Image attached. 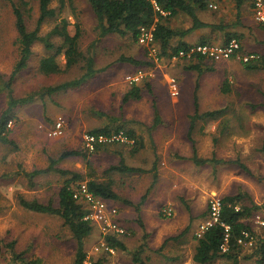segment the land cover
<instances>
[{"label":"rangeland","instance_id":"1","mask_svg":"<svg viewBox=\"0 0 264 264\" xmlns=\"http://www.w3.org/2000/svg\"><path fill=\"white\" fill-rule=\"evenodd\" d=\"M62 1L64 0H53L51 8L60 13ZM66 5L57 19H50L42 25L41 35H50L63 18L71 23V34L75 30L73 24L79 23L82 30L80 49L87 54L92 48L95 68L100 72L80 87L49 97H34L32 102L15 111L16 121L9 125L8 137L14 144L0 143V186L5 185L6 188V195L3 193L4 189H0V208L4 210L0 213V264L74 263L77 244L59 217L36 218L17 208V199L21 194L26 198L37 197L43 201L56 200L64 180L70 177H62L57 173L40 175L34 179L36 187L32 188L23 172L44 169L51 158L58 160L65 151L86 150L84 136L105 127L133 130L143 142L144 148L134 151L133 144H118L89 153V165L82 157L67 158L57 165L63 170L81 174L83 179L77 183L91 180L110 182L120 197L111 203L117 207L119 222L126 229L122 240L127 251L117 250L107 258L102 253L94 254L93 248L100 234V229L95 228L85 240L91 262L94 260L97 264L100 260V264H134L132 254L145 242L140 257L147 264H178L180 260L187 264L196 245L193 238L200 234L202 226L208 221L202 217L208 213L210 200L222 198L232 191H241V186L237 188V182H243L251 189L256 201L264 204L263 181L237 176L234 169L213 163L196 166L191 160L193 150L187 139V132L190 117L195 110V94L201 114L212 107L225 104L232 103L236 106L239 103L241 106V102L229 96L224 99L219 90L221 71L207 73L206 70L198 77L196 71L188 69L191 66L188 63L190 60L184 62L161 57L159 46L155 42L152 45L156 49L155 56L150 55L148 44L139 40L135 42L128 37L109 35L97 42L99 35L96 19L88 2L66 0ZM227 5L231 8L230 4ZM38 18V2L33 1V11L27 17L29 30L36 27ZM189 21H183L184 27L190 26ZM178 22L179 20L169 19L170 26L175 27ZM17 39L11 5L0 0V75L3 78L0 81V116L7 102L2 84L10 76L19 58ZM50 41L55 47L62 43L56 36L50 37ZM54 53L55 50L48 51L41 42L34 44L28 68L19 74L12 86L14 97L21 98L42 92L47 87L76 79L83 74V64L58 75L41 74L38 69L40 60ZM122 56L152 61L154 66L135 67L121 62ZM59 60L64 69V57L61 56ZM138 71L144 74L143 81L136 86L142 90L141 99L124 103V96L135 87L129 83V78L134 77V73L137 75ZM171 78L178 82L180 94L177 98L170 94L168 82ZM147 86H150V91ZM154 105L159 115L158 123H155ZM246 111L248 110L242 109L239 114ZM246 113L241 118L249 125L247 133L238 127L235 132L222 133L219 131L220 127L215 130V124L207 125L205 120H198L192 133L197 156L203 159L215 156L220 159L249 154L253 160L250 166L264 173V112ZM228 117L232 119L231 114ZM234 117L238 118L237 113ZM59 119L64 122L62 134L53 135ZM255 152L261 154L255 157ZM258 159L262 160L260 166H257ZM121 161L128 166L148 171L156 164L158 181L141 206L144 230L137 223L134 205L141 202L153 182L154 173L149 171L131 175L108 172L110 167ZM9 187L13 189L9 190ZM124 201L134 205H126ZM54 203L57 204V200ZM187 207L194 219L189 231L178 241H168L162 248L168 238L181 234L188 226L191 215ZM165 208L172 210V217L164 215ZM261 216L258 213L253 218L257 231L262 227L257 223ZM34 237L38 238L36 251L40 260H29V257L21 256L23 261L7 262V255L3 253V248L9 246L6 245L7 242L17 239L25 245ZM40 240L43 246H40ZM45 242H51V252L45 251ZM250 246L245 245L244 253L248 252ZM166 257L177 258V261L170 262ZM213 264L229 263L219 260ZM241 264L251 263L242 260Z\"/></svg>","mask_w":264,"mask_h":264},{"label":"trees","instance_id":"2","mask_svg":"<svg viewBox=\"0 0 264 264\" xmlns=\"http://www.w3.org/2000/svg\"><path fill=\"white\" fill-rule=\"evenodd\" d=\"M11 5L13 14L15 17V27L18 34V53L19 58L13 67V71L10 76L5 80L2 85L3 90L6 92V107L0 116V143L11 144L14 143L8 138L9 137V125L16 121L15 111L21 106H24L33 101L34 97L52 96L55 93L61 91H67L80 87L87 81L93 79L98 71L95 68V55L91 51L92 48L84 54L80 49V39L82 37V30L79 23L73 24L74 34L70 33L69 27L71 23L67 18H63L60 23L49 33L50 35L42 36L41 27L50 19H57L62 13V10L67 6L66 0L60 2L59 12L51 8L53 0H1ZM33 1L38 2L39 18L36 22V27L33 30H29L27 24V17L33 11ZM95 16L96 28L98 30V40L107 37L109 35H117L119 37H128L133 41L138 42V38L141 33V29L145 28L149 30L155 43L159 46V55L161 57L172 58L180 50H185L192 46L186 43L183 39L192 31L208 27L204 24L196 15L197 10L203 11L208 7L209 0H86ZM244 0H235V4L238 10L242 6ZM68 3V1H67ZM179 13H183L190 18L192 26L186 31L175 30L170 27L169 19L173 18ZM218 27L215 29L224 30L225 28ZM59 37L62 40L60 46L55 47L50 41V37ZM182 39V40H179ZM237 39L236 36H231L227 43ZM41 42L48 51L55 50V53L49 57L43 58L39 63V72L44 75H58L67 72L77 65H81L83 74L73 80L61 83L56 86H50L44 89L42 92L34 93L25 97L17 98L13 95V85L19 74L28 68L29 62L33 55V46L35 43ZM201 44H208L207 40L200 42ZM63 56L65 59V68H62L59 58ZM199 58V64L196 66H190V69L198 71L199 75H202L201 65L208 59L197 56ZM121 62L129 63L135 67H153L152 61L145 62L139 61L134 58L122 56ZM211 61V60H210ZM214 62V61H213ZM217 63V62H214ZM205 64V63H204ZM206 65V64H205ZM211 66H207L208 70H211ZM244 67L247 70H259L264 69V56L260 57L259 60L250 61L244 63ZM2 76L0 75V81ZM150 91V86H147ZM141 89L133 87L123 99L124 103L130 100L138 101L141 99ZM36 95V96H35ZM155 108V123L159 121L158 111ZM194 114L190 117V125L187 132V139L192 145L193 156L191 160L196 166H205L213 163L229 167L235 170L236 173H244L250 178L263 181L264 178L254 173L242 160L240 156L230 159H217L215 156L208 159L199 158L196 152L195 141L192 136L195 128V123L198 120H212L217 119L221 114L220 111H212L206 113L199 112L198 98L195 94L194 101ZM123 131L126 136L133 139L135 142L132 146L134 151L144 148L143 142L137 138L136 133L133 130H125L122 127L110 128L105 127L101 129H95L89 134L91 135H107L110 136L113 133ZM118 145V144H115ZM112 145H98L96 151ZM260 148L257 149L259 151ZM264 151V148L263 150ZM89 151L86 150H70L65 151L61 154L58 160L50 159L49 165L40 170L33 172H23V175L29 182L31 187L36 184L34 179L37 176L57 173L62 177L69 176L64 180L63 185L60 188L58 194V203L55 204L50 201L48 204L40 203L37 200L27 201L23 198L20 199V204L25 209L39 213L57 216L63 221V225L68 228L73 239L76 241V253L73 264H84L86 259L85 252V240L91 235L95 229L94 224L84 221L85 209L84 204L75 200L73 197L74 189L77 188L78 181L83 179V176L79 173L63 170L57 167L58 163L67 158L82 157L90 164ZM118 172L122 174H143L152 171L153 182L146 194L142 197L141 202L134 205L129 201H124L126 205H134L135 213L137 214V223L144 230L145 225L141 217V206L144 203L147 194L150 190L155 187L158 181V174L156 172V164H154L152 170H144L142 168H136L128 166L124 161L119 162L117 165L109 168L108 172ZM89 192L93 195L106 200V201H117L119 196L114 191L113 186L110 182H97L91 180L87 182ZM188 212L191 215L190 209L187 207ZM208 213L202 218L209 220L211 218L210 208ZM260 213L261 218H264V204L258 205L254 199L246 192L235 191L234 194H227L221 198V209L218 221L209 226L200 236H194L196 245L194 248L193 262L195 264H213L216 261H224L229 264H241L242 260L248 261L251 264H264V226L259 231L255 228L256 224L253 218ZM193 217L190 216L189 225L181 232V234L168 238L162 245V248L168 243V241H178L184 234H186L193 223ZM248 234V237L245 236ZM125 236V235H124ZM121 237L107 236L106 242L113 249L119 251H127L126 245ZM241 241V242H240ZM252 241V245L247 253H244L245 244ZM225 246V250L223 249ZM145 248V242L140 248L132 254V262L134 264H147L144 262L140 255ZM170 262H176L177 258L166 257ZM100 260L97 264H100ZM96 264V263H95Z\"/></svg>","mask_w":264,"mask_h":264},{"label":"crops","instance_id":"3","mask_svg":"<svg viewBox=\"0 0 264 264\" xmlns=\"http://www.w3.org/2000/svg\"><path fill=\"white\" fill-rule=\"evenodd\" d=\"M227 4H230L231 8H229ZM211 5H216L217 9H213ZM196 15L199 18V20L202 21L204 24L208 25V27L197 29V30L190 32L183 39V41H185L186 43L191 44V45L201 44L200 42L203 39V40H207L209 42L208 44L224 45L227 43L228 39L231 36H236L237 40L241 43V46H242L241 53L243 55L253 54L259 57L264 56V29H261L262 27L259 28V25L254 20V15H253V10H252L250 0H244L242 6L240 7V10L237 9L235 0H209L207 9L200 11V12L197 10ZM173 19L179 20L178 25H176L175 27L170 26L174 28L175 30L186 31L190 29L192 26V21L190 20V18L183 13L177 14L176 16L173 17ZM188 19L190 20L189 21L190 26L184 27V24L182 23L184 20H188ZM221 26H223L222 28H225V29L224 30L215 29ZM179 40H182V39H179ZM196 40H198V42H195ZM198 59L199 58L188 59L190 60V62L186 61L187 59H177V60L191 63V66L193 65L196 66L200 63ZM171 60H174V59H171ZM204 63H202L203 65H201V70L203 71L202 75L205 73L206 70H207V73H210V72L214 73L216 70L219 72L221 71L222 73L221 81L222 82H221V86L219 90L222 93L224 99H226V97L229 96L241 102V106L239 105V103H237L236 106L230 103L229 105L225 104L222 106L212 107L206 110L204 113L212 112V111L221 112V114L217 117V119L207 120L206 122L207 125H210V123L215 124V130L217 129V127H220L219 131L222 133L235 132L236 127L243 128L240 130L244 133H247V131H249L247 127H249V125L246 122H244V120H242L241 117L243 116V113L245 114L247 112L248 114H252L255 111L259 113L264 112V69L247 70L244 67V62L235 57L231 58L230 60L221 61L217 63H214L213 61H210V60L204 61ZM207 66H211L210 68L212 69L208 70ZM188 69L190 68L188 67ZM190 70L196 71L195 69H190ZM138 72H141V71H138ZM196 72L198 73V71ZM133 75L135 76L136 73H134ZM202 75H199L198 73V77H201ZM141 81H139L138 83H140ZM138 83H134L131 85H135L136 87ZM242 109L248 110V111L243 112V113L241 112L239 114L240 110ZM234 111H237V112H234ZM236 113H237L238 118L234 117ZM229 114H231L232 119L228 117ZM260 154L261 152L254 153L255 157H257ZM238 156L242 158L243 162L254 173L264 178V173H262L261 171H258L257 169H253L250 166L253 160L251 156H249V154H240ZM230 158H236V157H227V158H220V159H230ZM259 159L257 160L258 161L257 166H260L262 162V160H259ZM236 175L243 176L248 179L250 178L249 176L241 172L236 173ZM35 187L36 185L32 188H35ZM238 187H240L241 192H246L249 195H251V197L254 199V201L258 205H262L256 201L253 192L251 191L249 187H247V185H245L243 182H239V183L237 182V188ZM2 188L4 189L3 190L4 195H6L5 185H1L0 189ZM11 189L13 188L9 187V190ZM234 192L235 191H232L227 194H234ZM227 194H224L222 197H224ZM19 198H23L27 201L37 200L43 204H48L50 201H53L54 199L53 200L48 199L46 201H43L37 197L26 198L23 194H21L17 199L18 210L22 211L28 216H34L36 218L54 217L52 215L39 214V213H35V212L25 209L24 207L21 206ZM146 199L144 203L147 201ZM56 200L58 203V197L56 198ZM111 202H114V201H107L108 206L117 208ZM3 212L4 210L0 208V213H3ZM119 218L120 217L118 213V219ZM260 220H262L263 222L264 218H260ZM94 227L100 229L98 224H94ZM106 237L104 238L105 240H106ZM102 238H103V235L100 229V234H99V239L97 241V244L102 240ZM31 239L32 240L26 243L25 245L19 243V240L17 239L7 242L6 245H9L8 248L7 247L3 248V253L7 255V262L15 261V260L23 261L22 260L23 257H29L27 258L29 260L30 259L40 260L41 258H38L39 256L36 251V242L38 241V238L34 237ZM40 246H43L42 240H40ZM45 251H48V252L52 251L51 242H45ZM116 251L117 250L115 249V252ZM85 252H86V259H87L88 251L86 250V247H85ZM193 254L191 256V260L187 264H195L192 260ZM109 256L110 255L108 254L104 255V257L106 258ZM27 259H24V260H27ZM93 263H94V260H93ZM31 264H35V262H32ZM178 264H184V261L180 260Z\"/></svg>","mask_w":264,"mask_h":264},{"label":"built area","instance_id":"4","mask_svg":"<svg viewBox=\"0 0 264 264\" xmlns=\"http://www.w3.org/2000/svg\"><path fill=\"white\" fill-rule=\"evenodd\" d=\"M253 10L254 20L260 27L264 29V0H250ZM213 9H217L216 5H211ZM138 40L142 43H146L150 46L149 51L150 55H156V49L152 47L154 44V37L152 33L145 29H141L140 36ZM241 43L237 39H232L224 45H215V44H194L188 47L185 50H180L176 55H173L172 59H192L197 56L204 57L208 60L214 62L227 61L231 58H237L244 63H248L253 60H258L260 57L257 55H243L241 53ZM158 57V56H156ZM158 59V58H157ZM144 77L142 72H139L134 77L129 78L130 84L138 83ZM169 90L170 94L177 98L180 94L178 82L171 78L169 80ZM63 120L59 119L55 125L53 135H61L63 129ZM134 140L125 135L123 131L118 133H113L110 136L107 135H91L87 134L84 136L85 148L90 153L96 151L98 145H112V144H134ZM73 197L75 200L84 204L85 215L84 221L90 222L93 224H98L101 233L103 235L102 240L93 248L94 254H104L111 255L114 254L115 249L111 248L109 244L104 239L106 236H115L121 237L126 235V229L121 225L118 219V210L117 208L110 207L107 204V201L93 195L89 192L87 183L80 182L77 185V188L74 189ZM211 218L207 223L202 226L200 236L209 226L218 221L220 209H221V198H213L209 203ZM164 215L167 217H172L173 212L170 208L163 209ZM262 226H264V221H257ZM245 236L248 237V234L245 233ZM241 242V241H240ZM244 245H246L244 243ZM247 245H252V241L247 243ZM225 250V246H223ZM84 264H93L91 262L89 254H87V259Z\"/></svg>","mask_w":264,"mask_h":264}]
</instances>
